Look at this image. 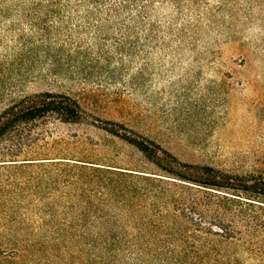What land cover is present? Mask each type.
I'll return each instance as SVG.
<instances>
[{
  "label": "trees",
  "instance_id": "1",
  "mask_svg": "<svg viewBox=\"0 0 264 264\" xmlns=\"http://www.w3.org/2000/svg\"><path fill=\"white\" fill-rule=\"evenodd\" d=\"M256 12L264 15V0H0V169L39 173L47 198L55 190L64 197L62 204L34 205L32 218L8 208L0 247L10 249L0 251V264H242L240 255L264 258L263 171L181 161L122 122L88 121L69 93L11 94L34 71L85 82L94 74L122 75L135 59L147 71L198 43L209 55L208 36L216 44L231 38L246 21L258 20ZM46 116L89 122L134 147L161 174L44 157L35 139H9ZM37 186L29 192L35 199Z\"/></svg>",
  "mask_w": 264,
  "mask_h": 264
},
{
  "label": "rangeland",
  "instance_id": "2",
  "mask_svg": "<svg viewBox=\"0 0 264 264\" xmlns=\"http://www.w3.org/2000/svg\"><path fill=\"white\" fill-rule=\"evenodd\" d=\"M208 37L213 44L209 55H204L198 43L147 71L144 62L135 59L126 64L122 75L114 72L100 80L94 74L85 82L34 71L11 94L69 93L89 113L88 121L95 125L102 120L122 122L181 161L236 173L264 172V15L246 21L231 38L217 44L213 35ZM9 139H35L33 147L36 153H48L44 157L161 174L134 147L89 122L64 123L46 116ZM40 177L39 173L0 169V221L8 208L32 218L34 205L61 203L60 190L47 198L46 184L38 183ZM36 183L41 189L39 199L29 193ZM9 249L0 247V251ZM238 259L242 264H264L263 257L251 261L240 255Z\"/></svg>",
  "mask_w": 264,
  "mask_h": 264
}]
</instances>
